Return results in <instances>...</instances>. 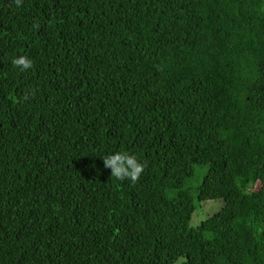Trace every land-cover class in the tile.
Wrapping results in <instances>:
<instances>
[{"label":"trees","instance_id":"trees-1","mask_svg":"<svg viewBox=\"0 0 264 264\" xmlns=\"http://www.w3.org/2000/svg\"><path fill=\"white\" fill-rule=\"evenodd\" d=\"M0 264H264V0H0Z\"/></svg>","mask_w":264,"mask_h":264},{"label":"clouds","instance_id":"clouds-1","mask_svg":"<svg viewBox=\"0 0 264 264\" xmlns=\"http://www.w3.org/2000/svg\"><path fill=\"white\" fill-rule=\"evenodd\" d=\"M17 5L20 0H16ZM13 67L21 73L28 72L33 68V61L26 55H19L12 58ZM103 165L111 172V177L117 181H129L135 184L142 176L146 162H143L136 154L128 151H115L102 155Z\"/></svg>","mask_w":264,"mask_h":264},{"label":"rangeland","instance_id":"rangeland-1","mask_svg":"<svg viewBox=\"0 0 264 264\" xmlns=\"http://www.w3.org/2000/svg\"><path fill=\"white\" fill-rule=\"evenodd\" d=\"M206 169L207 168L205 167L197 166L195 170V177L189 181L188 186L190 187L191 185H194L197 182L198 184H196L195 188L201 185L203 183V178L207 172ZM196 206H197L196 213L194 214L192 221L190 223L192 228L198 227L201 224L202 220L205 221L206 219L209 218V216H212L215 213L220 212L221 209L225 206V203L223 200H216L212 202H207L201 206V203H198V201H196Z\"/></svg>","mask_w":264,"mask_h":264}]
</instances>
